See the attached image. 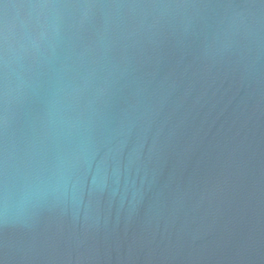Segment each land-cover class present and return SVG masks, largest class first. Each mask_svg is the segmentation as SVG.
<instances>
[{
	"label": "water",
	"instance_id": "obj_1",
	"mask_svg": "<svg viewBox=\"0 0 264 264\" xmlns=\"http://www.w3.org/2000/svg\"><path fill=\"white\" fill-rule=\"evenodd\" d=\"M0 264H264V0H0Z\"/></svg>",
	"mask_w": 264,
	"mask_h": 264
}]
</instances>
